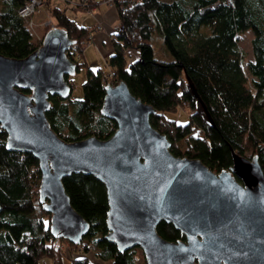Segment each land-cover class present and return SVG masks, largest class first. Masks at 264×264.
Here are the masks:
<instances>
[{"label":"trees","instance_id":"1","mask_svg":"<svg viewBox=\"0 0 264 264\" xmlns=\"http://www.w3.org/2000/svg\"><path fill=\"white\" fill-rule=\"evenodd\" d=\"M77 1L85 2L87 11L104 4ZM23 2L0 0V54L9 58L27 57L40 46L16 13ZM110 6L116 8L119 24L111 37L108 72L89 67L68 51L76 72L86 71L84 97L49 96L45 116L51 129L67 142L90 135L109 139L116 127L100 113L104 87L123 81L131 94L154 108L150 125L167 136L173 155L200 159L220 172L232 166V148L241 156L256 155L264 174V0H113ZM49 11L54 27L76 42L72 52L81 55L91 28L70 19L67 7L51 6ZM40 23L43 37L48 28ZM247 30L253 34L249 60L237 43ZM155 33L163 38L166 59L154 57ZM129 51L138 57L128 61ZM186 108V121L179 122ZM6 136L0 127V264H39L45 257L64 264L62 239L50 234V217L39 201L37 160L30 153L10 152ZM187 138L191 141L181 152L176 144ZM62 184L70 205L90 226L79 245L70 243L72 250L82 252L68 264H141L136 248L119 252L105 239L104 185L82 173L63 178ZM157 233L168 241L183 239L163 221ZM90 252L95 261L84 255Z\"/></svg>","mask_w":264,"mask_h":264},{"label":"water","instance_id":"2","mask_svg":"<svg viewBox=\"0 0 264 264\" xmlns=\"http://www.w3.org/2000/svg\"><path fill=\"white\" fill-rule=\"evenodd\" d=\"M74 44L53 27L29 56L0 54V127L10 152L37 160L50 234L79 245L89 231L62 184L82 173L104 185L105 239L119 252L139 248L144 264H264V174L256 155L231 148L232 166L220 172L173 155L167 136L150 125L154 108L123 81L104 87L100 113L116 127L109 139L67 142L51 129L48 97L71 93L77 65L67 52ZM160 221L183 239H164L157 233Z\"/></svg>","mask_w":264,"mask_h":264},{"label":"crops","instance_id":"3","mask_svg":"<svg viewBox=\"0 0 264 264\" xmlns=\"http://www.w3.org/2000/svg\"><path fill=\"white\" fill-rule=\"evenodd\" d=\"M53 1L54 0L50 1V6L47 7L45 10L49 13V15H50L49 9L51 8V6H56L59 7L60 9H62L63 7L64 8L67 7V10H70L69 8L71 6H68V4L71 5L73 2L77 0H70L69 3L68 2L65 3L62 0L64 3L62 6L59 4L60 1H54V2ZM67 15L70 19H74V21H76L77 24L83 27L85 26L91 28L89 41L85 45L84 49L81 51V55L79 57L80 60L83 61L84 63H87L89 67L95 70L101 69L103 72H108L109 65L107 60L109 55L113 53V45H112L111 37L113 32L116 31L115 29L117 28V25L119 24L116 8L108 4H99L95 6L94 9L91 11H87V10L83 11L80 9L75 10L74 17H72V15H69L68 12ZM35 19L37 23H40L41 20L43 19V16L36 17ZM97 26H99V28H97ZM38 29L41 30L42 27H39ZM242 35L243 34H241L238 38V42H237L238 45L241 42ZM243 49L242 51L245 52L246 60H249L251 58L250 52L247 53V51ZM126 56L129 61L130 58L131 59L137 58L138 53L136 51H129L127 52ZM69 80L71 83L72 82L71 79ZM73 89L71 90V93ZM64 260H66L65 262L66 264H68L71 261L69 256L66 255H64ZM95 260L96 259H93V261ZM39 264H53V260H50L49 258L45 257L41 259ZM96 264H100L98 263V260H96Z\"/></svg>","mask_w":264,"mask_h":264},{"label":"rangeland","instance_id":"4","mask_svg":"<svg viewBox=\"0 0 264 264\" xmlns=\"http://www.w3.org/2000/svg\"><path fill=\"white\" fill-rule=\"evenodd\" d=\"M54 1H60L59 4L61 6L64 4L63 1H61V0H54ZM67 12L69 13V15H72V17L75 16L74 15L75 14V10H67ZM41 16H42V14H41ZM47 17H48V15H46V14L43 15V19L47 18ZM49 17H50V15H49ZM76 18H78V17H76ZM34 35L36 37L38 36V38H39L38 44H39V42H41V40H42L41 38H42V35H43V30L42 29L39 30L38 28H36V32L34 33ZM252 37H253V34L251 33V31L247 30V32L243 33V35L241 37L242 38L241 42L239 43L241 48L242 49L244 48L247 51V53H249L251 51L250 40L252 39ZM152 47L154 49V57L156 59H159V60L166 59L165 50L163 49V38H161V36L158 33H155V34L152 35ZM70 79L72 81L71 82L72 86H74V89H73L72 93L70 94L71 95L70 97H72L73 99H78V98L82 99L84 97L83 96V87H82L83 85L82 84L86 80V71H85V69L81 68L79 71H77L75 73V76H72ZM188 112H189V109L186 108L183 112H181L182 114H181L180 117L177 118V120L179 122L186 121V116L188 115ZM198 135L202 136V134L200 132H198ZM198 135H196V136H198ZM190 141H191V138L180 140L179 142H177L176 146H178V148H179V150L181 152H184L188 148V144H189ZM61 242L63 243L62 244V248L64 249V253H66V249H68L69 251H70V249L72 250V246L70 245V243L67 240L62 239ZM135 250L137 252V256L138 257L140 256V263L144 264V262H145L144 261V256L142 255L141 250L139 248L138 249L136 248ZM92 255L93 254L90 252V255H89L90 258H92ZM64 264H66V263H64Z\"/></svg>","mask_w":264,"mask_h":264},{"label":"built area","instance_id":"5","mask_svg":"<svg viewBox=\"0 0 264 264\" xmlns=\"http://www.w3.org/2000/svg\"><path fill=\"white\" fill-rule=\"evenodd\" d=\"M23 1H24L23 4L19 7V9H17L16 13L18 14V16H20L27 23L29 30H31L33 33L36 32V28H37V26H39V24L35 21L36 19H34V18L35 17H41V14H42V16L44 14H46V15H48V17L41 20L40 26L42 25V26L48 28V30L52 29L54 27V22L51 21V18L49 17V13L44 10L45 6H47L51 0H23ZM63 1L69 3L70 0H63ZM103 3L104 4L107 3V4L111 5L113 3V0H104ZM74 4L83 10L86 8L84 6L87 5V4H85V2L83 4H81L78 1H75L72 3V5H74ZM97 28H99V26H97ZM76 49H77V47L74 44V46L71 48L69 53H71V55L73 57L75 56L74 58H79L80 54L78 52H75V53L72 52V51H75ZM38 185H39V182H38ZM39 186H38V188H39ZM81 252H82L81 249L78 251L71 250V249L69 251L68 249H66V253H64V254L66 256H69V258L71 260H73L74 257L81 256ZM84 255H86V257H88L90 259L89 253L84 254ZM91 260H92V258H91Z\"/></svg>","mask_w":264,"mask_h":264}]
</instances>
